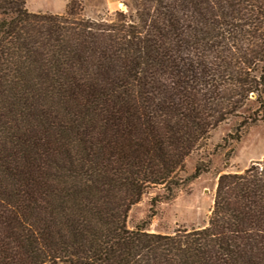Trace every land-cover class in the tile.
I'll return each instance as SVG.
<instances>
[{
    "label": "trees",
    "instance_id": "16d2710c",
    "mask_svg": "<svg viewBox=\"0 0 264 264\" xmlns=\"http://www.w3.org/2000/svg\"><path fill=\"white\" fill-rule=\"evenodd\" d=\"M129 7V5H128ZM264 115V0H136L90 19L0 0V264H264V162L203 229H129L210 133Z\"/></svg>",
    "mask_w": 264,
    "mask_h": 264
},
{
    "label": "rangeland",
    "instance_id": "374dc122",
    "mask_svg": "<svg viewBox=\"0 0 264 264\" xmlns=\"http://www.w3.org/2000/svg\"><path fill=\"white\" fill-rule=\"evenodd\" d=\"M135 1L27 0V9L34 14L62 15L72 2H76L84 17L107 20L118 11L134 10ZM240 124L238 118L223 123L186 159L184 168L176 175L178 179L186 180L197 167L205 171L198 179L178 189L171 200L161 199L162 188L147 191L131 208L128 228L133 230L144 225L151 233L173 234L178 230L207 227L219 176L244 172L264 162V115L256 124L245 127Z\"/></svg>",
    "mask_w": 264,
    "mask_h": 264
}]
</instances>
